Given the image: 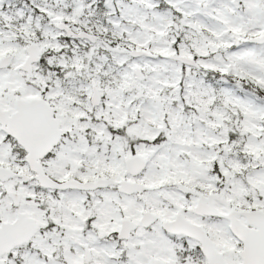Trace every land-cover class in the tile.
<instances>
[{"label": "snow or ice", "instance_id": "snow-or-ice-1", "mask_svg": "<svg viewBox=\"0 0 264 264\" xmlns=\"http://www.w3.org/2000/svg\"><path fill=\"white\" fill-rule=\"evenodd\" d=\"M0 264H264V0H0Z\"/></svg>", "mask_w": 264, "mask_h": 264}]
</instances>
